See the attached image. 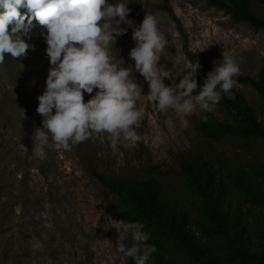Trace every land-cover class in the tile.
<instances>
[{"label":"rangeland","instance_id":"374dc122","mask_svg":"<svg viewBox=\"0 0 264 264\" xmlns=\"http://www.w3.org/2000/svg\"><path fill=\"white\" fill-rule=\"evenodd\" d=\"M250 1L255 12L264 15L261 0ZM125 2L130 9L127 18L134 25L147 14L157 18L168 41L160 61L166 67H170L168 60L177 45L186 55L201 54L208 71L221 62L223 54L234 55L240 73L234 77L231 95L242 93L257 119L264 122V97L248 81L240 80L246 76L256 79L264 69L262 29L235 19L207 0ZM26 43L33 48L26 50L24 57L19 60L6 55L0 63V264H125L129 258L115 251L117 234L108 219H124L120 198L94 172L123 179L157 177L166 195L187 213L188 231L198 244L223 255L221 240L201 226L198 197L181 169L184 158L213 164L220 204L238 220L239 244L264 254V203L248 196L236 181L244 171L259 181L264 191V171L258 172L259 164H264V143L204 135L201 115L207 120L232 121L220 102L214 111L191 116L171 109L161 111L148 95L147 82L133 72L140 87L136 107L141 112L134 126L139 136L135 145L125 147L99 133L73 145L70 151L51 144L46 157L39 159L31 149V134L34 127H40L36 97L44 89L49 65L38 28L31 31ZM133 46L129 28L111 49L119 66L133 64L127 55ZM90 95L83 93V99ZM160 252L170 264H206L175 245H165Z\"/></svg>","mask_w":264,"mask_h":264},{"label":"clouds","instance_id":"9594fccd","mask_svg":"<svg viewBox=\"0 0 264 264\" xmlns=\"http://www.w3.org/2000/svg\"><path fill=\"white\" fill-rule=\"evenodd\" d=\"M127 5L125 0H0V63L6 55L20 60L33 48L26 39L34 28L46 45L49 67L35 108L40 127L31 134L37 158L44 159L51 144L70 151L99 133L125 147L135 145L139 136L134 126L141 112L136 107L140 87L133 72L147 82L148 95L161 111L191 116L214 111L222 95L233 98L234 77L240 73L234 55L223 54L198 84V60H190L177 45L168 60L170 67L161 64L168 41L157 18L147 14L134 25L127 18ZM129 28L134 46L127 55L133 64L121 67L111 49ZM83 93L90 98L85 101ZM200 119L207 122L205 115ZM108 219L117 234L115 251L133 264H149L156 247L147 243L149 233L143 223Z\"/></svg>","mask_w":264,"mask_h":264},{"label":"trees","instance_id":"16d2710c","mask_svg":"<svg viewBox=\"0 0 264 264\" xmlns=\"http://www.w3.org/2000/svg\"><path fill=\"white\" fill-rule=\"evenodd\" d=\"M207 1L228 11L235 19L245 21L254 28L264 31V15H258L255 12L250 0ZM261 3L264 8V0H261ZM19 11L25 13L26 10ZM187 57L190 60L195 58L198 60L200 68L196 79L198 84H202L204 76L209 72L206 59L195 52H189ZM240 80L248 81L255 91L264 97V69L258 73L256 79L246 76ZM193 91H199V86ZM232 97L228 99L222 95L219 101L232 116V121L208 119L200 125L202 133L216 139L233 138L264 143V122L257 119L242 93L235 91ZM180 165L198 197L203 217L201 226L207 233L221 240L223 255L209 251L198 244L188 231L187 213L179 210L176 203L166 195L163 184L157 177L149 175L123 179L105 177L98 172L93 173L102 184L120 198L121 216L129 222L143 223V230L149 233L147 243L154 244L156 247V252L152 254L149 264L171 263L160 252L163 246L168 244L179 247L198 261L204 260L206 264H264V254L250 252L245 246L239 244L238 220L220 204L213 164L206 159L184 158ZM258 170L260 173L261 170L264 171L263 163L259 164ZM261 174L263 175L264 172ZM236 181L248 196L264 203V191L259 181L251 179L244 171L239 172ZM224 255H230V260ZM232 260H236L237 263ZM125 264H133V261L129 258Z\"/></svg>","mask_w":264,"mask_h":264}]
</instances>
